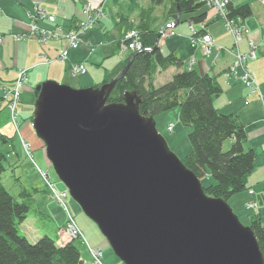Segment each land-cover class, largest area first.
I'll use <instances>...</instances> for the list:
<instances>
[{"label": "water", "instance_id": "95a60500", "mask_svg": "<svg viewBox=\"0 0 264 264\" xmlns=\"http://www.w3.org/2000/svg\"><path fill=\"white\" fill-rule=\"evenodd\" d=\"M132 58L99 88H35L33 129L58 180L123 264H264L249 226L205 194L139 98L107 103Z\"/></svg>", "mask_w": 264, "mask_h": 264}, {"label": "trees", "instance_id": "16d2710c", "mask_svg": "<svg viewBox=\"0 0 264 264\" xmlns=\"http://www.w3.org/2000/svg\"><path fill=\"white\" fill-rule=\"evenodd\" d=\"M149 3L147 8L140 10L138 22L132 28L138 32L141 49L126 57L125 65L133 57L130 66L111 90L107 103L121 104L124 94L129 92L139 98L141 116L155 118L178 109L179 123L190 130L191 150L182 163L199 180L209 175L214 184L204 188L205 194L228 203L247 190L248 177L255 169L254 152L244 148L247 140L245 127L237 116L221 114L214 107L215 98L221 94L215 79L184 69L182 60L173 54L163 55L156 47L158 34L151 29V18L157 9L161 10L160 17L166 21L176 19L179 10L180 18L188 15L194 24L203 23L206 13L201 11L206 4L200 0H149ZM227 9L229 18L245 20L252 14L249 5L237 10L230 5ZM171 68L177 72L170 81L156 86L155 75ZM0 142L7 141L0 135ZM226 142L229 149L225 151ZM5 162L6 156L0 153V264H83L81 253L74 245L79 238L58 245L56 235V238L43 236L30 242L21 234L20 227L29 214L48 221L49 217L36 207L39 190L22 187L18 193L11 194L5 189L1 179L6 171ZM43 195L53 199L46 190ZM249 228L264 263V225L259 216H249Z\"/></svg>", "mask_w": 264, "mask_h": 264}, {"label": "crops", "instance_id": "0c3cea01", "mask_svg": "<svg viewBox=\"0 0 264 264\" xmlns=\"http://www.w3.org/2000/svg\"><path fill=\"white\" fill-rule=\"evenodd\" d=\"M87 1L0 0V35L43 83L53 81L57 84L82 89L95 88L105 81L109 83L120 74L124 68L125 59L130 53L121 52L119 44L127 32L134 28L133 25L138 21L140 10L147 8L150 3L149 0H93L103 2L106 16L97 26L80 35L81 45L78 48L71 49L65 35L85 20L83 9ZM244 5L250 6L252 14L241 21L257 47V58L254 61H248L247 67L264 98V8L251 0H236L231 7L237 10ZM35 8L43 12L46 18L38 19ZM7 13L17 15L16 18L20 21L14 20ZM205 13V32L210 35L214 45L223 48V51L213 52L207 57L199 49L191 48L192 33L189 27L184 26L174 28L175 36L169 37L166 41H160L159 47L163 55L173 54L182 60L184 69H187L189 62L194 60L193 71L214 78L221 88V94L214 100V107L221 114L237 116L245 127L247 140L244 148L254 152L255 169L248 177L247 190L243 192L246 195L244 200L245 204L252 200L257 202L259 217L264 225L262 212L264 211L262 209L264 208V115L262 106L257 96L250 94V91L235 79L236 76H226L234 63V57L230 51L236 49L243 54L246 53L247 41L244 38L235 47L230 33L225 30L223 22L216 16V13L213 10ZM48 17H52L54 23L48 22ZM158 18L157 25L164 26L163 22L166 20H163L160 15ZM180 19L184 23L182 16ZM31 23L36 24L39 29L54 32L58 36L47 38L44 42H40L35 36L29 37ZM114 28L119 30L112 36ZM194 29L199 32V28ZM14 36L24 38L17 41ZM25 36L28 37L25 38ZM63 52L66 53V59L61 62L59 56ZM123 54L126 57L121 63ZM114 57L117 59L113 60ZM76 64H83L86 72L73 77L70 70ZM176 72L171 68L159 73L158 77L162 78L160 81L156 80L155 85L159 86L170 81ZM237 72L239 75L240 70ZM98 76H100L99 81L95 80ZM248 190L253 191V196H249ZM231 201L232 198L228 202ZM235 203L236 206L239 205Z\"/></svg>", "mask_w": 264, "mask_h": 264}, {"label": "rangeland", "instance_id": "374dc122", "mask_svg": "<svg viewBox=\"0 0 264 264\" xmlns=\"http://www.w3.org/2000/svg\"><path fill=\"white\" fill-rule=\"evenodd\" d=\"M235 1L236 0H231L229 4L232 6ZM251 1L264 8V0H259V1L251 0ZM200 2L202 1L200 0ZM96 5L98 6V8L100 7L102 17L95 23L93 27L97 26V24L100 23V21L103 20L106 16L103 9V2L100 1ZM216 8L217 10L219 9L218 10L219 12L215 8L213 7L210 8V6L206 5V7L202 9L201 13H205L206 11L213 10L216 13V16L223 22V26L224 25L226 26L227 20H235L237 22L235 18H229V16L223 17L222 14L220 13L221 12L220 7L217 4H216ZM159 11L156 10L155 14L152 15L151 18V22H152L151 29L158 34V37L156 39V47H158L159 49H160L159 47L160 41L162 40L166 41V39H168L169 37L171 38L175 36L174 28L176 27L179 28L184 26L185 28L189 27V30L192 33V36L190 37L191 48L199 49L204 56L208 57L213 52H221L224 50L223 48L216 47L214 45L212 38H211V43L205 42L203 40V36L208 35L205 32L206 30L205 24L203 25L202 22L199 24H194L191 21L190 16L188 15L182 16V21H184V23L181 22L180 18L178 21L177 18L171 20L167 19L168 21L163 22V24L165 25L159 27L157 25V23L159 22L158 21L159 19L158 15H160ZM8 15L10 17H13L14 20L20 21L18 18H16L17 15H12V14H8ZM137 22L133 25V27L137 24ZM167 25L170 26L169 28L171 29H169V31H172L171 33L173 35L169 36L168 38H163L161 32L162 30H165V27ZM194 28H199V32H196ZM118 30H119L118 28L117 29L114 28V30L112 31V36L117 34ZM166 31L168 32V30ZM230 35L233 40L232 33H230ZM242 39L244 38L242 37L240 40ZM192 40L194 41L192 42ZM256 49H255V56L253 58H247L246 64H244V66L238 63L239 59L236 55L238 51L236 49L234 51H230L234 57V63L232 67L229 69L228 75L226 76L227 77L236 76L235 79L239 83H241L245 88H247L250 91V94H255L257 96L258 102L262 106L263 115H264V98L261 95L260 90H258L257 83L253 79L255 85L248 86L241 80L245 72H248L250 74L247 67V62L256 60L257 58ZM128 52L129 51H126V53ZM124 57H126L125 54H123V58H121L122 60H120L121 63H123L122 61H124ZM115 59L117 58L114 57L113 60ZM59 61L61 60L59 59ZM193 64H194V60L189 62L188 68L186 70L191 71ZM239 70L241 75L240 74L237 75L238 74L237 71ZM19 71H21L23 77H26V79L23 80L22 85L19 88L20 97L18 103L16 104V110H15L17 119H16V123H13L9 110V104L7 102L8 101L7 99L10 97V95L5 94L4 89L10 91L15 87L14 83L18 76ZM158 75L159 73L155 75V81L161 80L162 77L159 78ZM72 76L75 77L77 75L73 74ZM99 77L100 76H98L95 80L99 81L100 79ZM155 81L154 84H156ZM42 83L43 82L37 77V75L28 67V65L3 39L2 42L0 43V135L3 136L7 142H3V143L0 142V153L6 156L7 162H5L6 171L1 178L2 184L4 185L5 189H7L11 194L18 193L22 187L27 190H32V189L39 190V193L36 196V207L42 214H44L46 217L47 216L49 217V221H48L47 219H42L39 216L34 217L32 216V214H29L26 221L21 225L20 232L30 242L37 241L43 236H49L52 238L57 237L56 238L57 244L64 245L66 243H69L71 240H73L67 238L63 234V231L66 225L68 224L67 213H69L74 219L73 220L71 218L70 224L73 223L72 222L73 220L75 227H77L78 230H80L82 233V236L80 235L82 237L80 239L82 242L80 240H77L74 242V245L81 253V259L83 261V264H99L97 260L95 261L94 258L92 259L90 255L92 254L91 249L95 251V254L97 255V257H99V261L101 264H123L114 255L110 247L107 245V242L99 232L97 226L84 215L80 207L69 196L65 186L58 180L52 166H50L46 160L45 152L43 148L44 144L35 134L32 124L33 113L35 110L34 90L37 86L41 85ZM68 87H70L73 90H83L82 88H74L69 85ZM153 119L155 122L157 132L166 141L170 151L173 154H175L179 160L182 161L184 157L191 150L190 142L188 139V133L190 132V130L188 128L183 127L179 123L178 109L170 110L168 112L156 116ZM21 140H23L25 143L28 144L29 146L28 151L30 153V156L28 157L32 156V159L30 158L28 159V157L24 154L20 145ZM228 149H229V143L226 142L224 145V150L226 151ZM36 167H38L43 171H47L49 180H51V182L53 183L56 192L64 195L66 193V196L63 197V206L57 201L47 198V196L45 197L43 195V192L45 190L46 191L48 190H47V186L44 184V180L37 172ZM200 183L203 188H207L214 184V180L209 175H206L200 180ZM48 194L50 195L49 191ZM245 197H246L245 193H241L239 195L234 196L232 198V201L230 203L228 202L227 204L229 205L233 213L237 216L239 222L243 226L247 227L249 226L248 214L250 213L249 216H260V212L259 215H255L251 213L249 210H247L246 204L248 202L245 204V200H244ZM235 202H237L239 205L236 206ZM262 209L264 208L262 207ZM262 212L264 215V211ZM86 244L88 245V247Z\"/></svg>", "mask_w": 264, "mask_h": 264}, {"label": "built area", "instance_id": "2783aa9c", "mask_svg": "<svg viewBox=\"0 0 264 264\" xmlns=\"http://www.w3.org/2000/svg\"><path fill=\"white\" fill-rule=\"evenodd\" d=\"M202 2H204L207 6H210L216 8V4L220 7V13L222 14L223 17H227L228 16V9L227 7L230 5V1L231 0H201ZM255 1H259V0H255ZM100 1H93V0H88L85 5H84V9H83V15L85 16V20L80 22V24L77 26L76 29L69 31L65 37L68 39L69 41V48L71 49H76L78 48L79 44L81 43V39H80V35L83 34L84 32H86L89 29H92L93 26L95 25V23L102 17L101 14V9L100 7L98 8V6L96 4H98ZM36 12H37V18L42 20L45 19L46 16L43 12L39 11L38 8H35ZM219 10V9H218ZM217 10V11H218ZM219 12V11H218ZM97 19V20H96ZM48 22L50 23H54V19L52 17H48L47 18ZM95 20V21H94ZM237 22L235 20H227V24L225 26V29L228 30L230 33H232L233 35V41H234V45L235 47L237 46L238 42L240 41V39L246 38L247 41V52L246 53H241L240 51L237 52V57L239 59V62L242 66H244V64H246V60L247 58H253L255 56V44L254 41L249 38V32L247 30V28L243 25L242 21L240 19H236ZM204 25V23H202ZM170 26L167 25L165 27V30H162V36L163 38H168L169 36H172L173 34L171 33L172 31H169ZM204 29V28H202ZM168 30V32L166 31ZM37 37V39L40 42H44L46 41L47 38H56L58 35L54 32L51 31H47L44 29H39L37 27V25L31 23L30 24V35L29 37ZM28 36H25V38ZM24 37L22 36H14V39L19 41L21 39H23ZM3 40V36L0 35V43ZM203 40L207 43H211V37L209 35H205L203 36ZM194 40H192L193 42ZM120 51L121 52H132V51H138L141 49V43L139 41L138 38V33L135 30H130L125 36L123 41L120 43L119 45ZM240 52V53H239ZM59 59L61 61H64L66 59V53L63 52L62 54H60ZM237 63V62H236ZM237 65V64H236ZM71 73L72 75H80V74H84L86 72V68L83 64H76L73 65L71 67ZM243 78L241 79L245 84H247L248 86L250 85H255L253 77L248 73L245 72L243 74ZM26 79V77H23V74L21 73V71H19L18 76L15 80V87L13 89L6 90L4 89L5 94L10 95V97L7 99L8 104H9V110H10V114H11V119L13 121V123H16V119L17 116L15 114V110H16V104L19 101V88L22 85L23 80ZM21 147L22 150L24 152V154L28 157L30 156V153L28 151V144L25 143L23 140H21ZM32 159L31 157H28V159ZM37 172L40 174V176L42 177V179L44 180V184L47 186V189L51 195V197L53 198V200L57 201L58 203H60L63 206V197L66 196L64 194H60L58 192H56L53 183L49 180L48 177V173L47 171H43L41 169H39L38 167H36ZM248 194L249 195H253V192L251 190H248ZM65 208V207H63ZM246 208L247 210H249L251 213L255 214V215H259V207L256 204L255 201H251L248 202L246 204ZM68 214V221H67V225L63 231V234L70 239H81L82 237V233L80 232V230H78L77 227H75L74 225V221L72 220V224H70V220H71V216L69 213ZM81 235V236H80ZM87 245V244H86ZM88 247V245H87ZM92 254L91 257L92 259L94 258L95 261L97 260V262L99 264V257H97V255L95 254V251L93 249H91Z\"/></svg>", "mask_w": 264, "mask_h": 264}]
</instances>
